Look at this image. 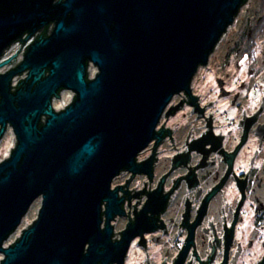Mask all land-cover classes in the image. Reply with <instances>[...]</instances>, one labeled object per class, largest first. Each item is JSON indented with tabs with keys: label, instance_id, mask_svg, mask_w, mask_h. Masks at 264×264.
Wrapping results in <instances>:
<instances>
[{
	"label": "water",
	"instance_id": "obj_1",
	"mask_svg": "<svg viewBox=\"0 0 264 264\" xmlns=\"http://www.w3.org/2000/svg\"><path fill=\"white\" fill-rule=\"evenodd\" d=\"M244 2L0 0V58L36 35L22 61L21 47L0 63H13L0 71V140L8 124L16 136L0 162V264H107L112 229L100 216L105 199L108 218L118 212L112 180L141 171L137 155ZM62 90L74 96L57 112ZM39 198L37 218L5 246Z\"/></svg>",
	"mask_w": 264,
	"mask_h": 264
},
{
	"label": "flooded vegetation",
	"instance_id": "obj_2",
	"mask_svg": "<svg viewBox=\"0 0 264 264\" xmlns=\"http://www.w3.org/2000/svg\"><path fill=\"white\" fill-rule=\"evenodd\" d=\"M233 22L137 155L141 171L112 180L107 264L264 261V0Z\"/></svg>",
	"mask_w": 264,
	"mask_h": 264
},
{
	"label": "rangeland",
	"instance_id": "obj_3",
	"mask_svg": "<svg viewBox=\"0 0 264 264\" xmlns=\"http://www.w3.org/2000/svg\"><path fill=\"white\" fill-rule=\"evenodd\" d=\"M93 71L95 70V67L92 66ZM74 93L72 91H62L61 97L59 96L57 99L54 101V106L58 110L61 108L65 107V104H68L72 101ZM0 141V162L4 160V158H8L11 153V149L15 147L16 145V137L14 134V131L12 128H8L3 137H1ZM41 202L42 199L39 198L37 199L32 206L30 207L27 215L24 217L22 220V224L18 228V230L10 237L6 243L5 246H9L10 244L13 243L18 237L21 236L22 230L27 228L33 221L34 219L37 218L40 207H41ZM3 258V254H0V260Z\"/></svg>",
	"mask_w": 264,
	"mask_h": 264
},
{
	"label": "built area",
	"instance_id": "obj_4",
	"mask_svg": "<svg viewBox=\"0 0 264 264\" xmlns=\"http://www.w3.org/2000/svg\"><path fill=\"white\" fill-rule=\"evenodd\" d=\"M53 25H51L50 27H52ZM27 34H25L23 36V38L26 36ZM36 38V35L32 36L31 38H29L26 42H24L25 44L23 45L22 47V43H20L19 40H17L16 42H14L13 44H11L8 48V50H6L4 53H3V56L0 58V63L3 62L4 60L8 59L9 57H11L12 55H14V53H17V51L22 47V49L20 50V52L17 54L16 58H17V61L20 62L24 59V54L23 52L25 51V48L33 41L35 40ZM14 60V57L11 58V61ZM91 65V73H90V77H95V73L98 71V68L94 65V64H90ZM13 66V63L9 64L7 66V64H4L1 68H0V71L1 73H5L7 70H9L11 67ZM92 66L95 67V70L93 71L92 69ZM27 72H24L22 74H19V75H16L13 77L12 81H14L12 83V85L14 86L15 84L18 83V81L21 79V78H24L27 76L26 74ZM19 77V78H18ZM18 78V79H17ZM14 89L16 87H13ZM74 96V95H73Z\"/></svg>",
	"mask_w": 264,
	"mask_h": 264
}]
</instances>
